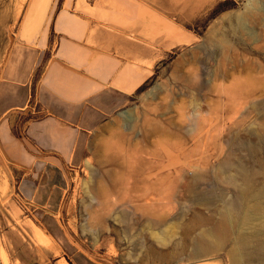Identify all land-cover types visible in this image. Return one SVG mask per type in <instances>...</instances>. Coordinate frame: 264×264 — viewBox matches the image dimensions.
Returning a JSON list of instances; mask_svg holds the SVG:
<instances>
[{
    "label": "rangeland",
    "instance_id": "374dc122",
    "mask_svg": "<svg viewBox=\"0 0 264 264\" xmlns=\"http://www.w3.org/2000/svg\"><path fill=\"white\" fill-rule=\"evenodd\" d=\"M25 1L0 0V58L17 42ZM41 7L39 22L45 12ZM177 7L182 19L133 22L148 26L143 30L148 36L111 38L118 44L112 54L132 64L141 85L132 103L92 134L80 164L65 166L64 184L53 167L36 165L32 174L48 187L31 198L19 189L26 170L14 169L0 148V264H233L232 251L242 232L236 222L240 213H231L235 223L229 237L208 254L193 251L194 239L212 227L196 219L217 222L232 202L242 211L245 169L253 188H264V0H181ZM165 22L181 37L167 35ZM187 68L196 76L191 75L196 82L189 91L178 82L188 75ZM197 143H206L208 153L195 158L194 176L201 178L195 192H165L159 217L141 211L138 207L146 202L137 197L140 192L124 189L131 179L137 184L130 177L129 152L139 147L144 152L139 158L148 160L166 154V147ZM200 156L209 159L208 166L198 161ZM236 170H242L241 177L233 185L228 177ZM124 177L131 179L124 183ZM55 181L61 188L49 189ZM122 196L126 202L103 209L106 198ZM259 223L264 230L263 217ZM252 228L254 224L244 229ZM245 249L264 250V243ZM241 258L239 264H264V257Z\"/></svg>",
    "mask_w": 264,
    "mask_h": 264
},
{
    "label": "crops",
    "instance_id": "0c3cea01",
    "mask_svg": "<svg viewBox=\"0 0 264 264\" xmlns=\"http://www.w3.org/2000/svg\"><path fill=\"white\" fill-rule=\"evenodd\" d=\"M25 3L17 42L0 58V148L14 169L26 170L19 189L34 198L48 187L37 183L34 166L53 167L64 184L65 166L80 164L92 134L107 128L141 85L132 64L112 54L118 44L111 38L149 35L148 26L133 22L182 17L181 0ZM165 33L181 37L171 23ZM56 182L49 189L61 188Z\"/></svg>",
    "mask_w": 264,
    "mask_h": 264
},
{
    "label": "bare ground",
    "instance_id": "6f19581e",
    "mask_svg": "<svg viewBox=\"0 0 264 264\" xmlns=\"http://www.w3.org/2000/svg\"><path fill=\"white\" fill-rule=\"evenodd\" d=\"M176 66H178V65H176ZM192 68H191V70H190V68H187V69H189V72H187L188 75L186 74L187 76H183L181 78H178V82L185 88V90L187 89L188 91L193 87V85H195L194 83L196 82V81L195 82L193 81L194 80L193 77L195 75L191 74V73H194ZM191 75H193V77ZM175 78H177V77H175ZM234 79H236V78L234 77ZM182 113H183V111H182ZM160 128H164V126H162ZM207 132L209 133V131H207ZM208 133H207V138L209 137ZM161 134H164V133H161ZM165 134H166V132H165ZM157 135H160V134H157ZM159 142H161V141H159ZM199 143H201V141ZM199 143L194 144L195 146L192 145V147H190V148H185V147L182 148V146H180L178 144H176V146H172L171 148L168 147V148H170V150L167 149V147H166V149H162V151L166 150V154H164V152L163 153L161 152L164 155H160L158 157L153 156V159L150 158L148 160H145L144 158L143 159L139 158L142 156V155L139 156V154L144 153L142 151L143 149L138 150V149H140L139 147H138L137 151L132 150V149H131L132 150L131 151L129 149L133 153L129 152V154H128L130 162H129V160L125 161V162L126 163L129 162V164H131V163L133 164L131 166L129 164H127V165L130 166L132 169L130 171L131 172L130 177L131 178L134 177L136 179L137 184L136 183L132 184V182H135V181L129 177H128L127 181H129L131 179L130 181H132V182L125 181L127 177L126 178L124 177V183L127 182L128 185L127 184L124 185L123 182H122V185H124V187L127 185L126 188H124V189H127L126 193L132 194L135 192L136 193L140 192L139 194H137V197L139 198L138 195H140V197H141L140 199H143V200H145L144 202H146L144 205H140L138 207L141 211L143 210L144 213L159 217L161 215V212H162L161 207H162V205L164 206V204H162L160 196H163L165 194V192L168 191V193H170L171 196H173L175 194L177 195L178 193H181V192L183 194L195 192L197 183L201 179V178L199 179L198 175L194 176L195 171L199 166L197 163V159H195V158L199 157V155H206V152L208 153L207 144L204 143V145H201ZM159 145H162V142ZM108 147H109V145H108ZM112 149H113V147H112ZM112 149H110V150H112ZM134 149H136V148H134ZM127 152L125 155H127ZM119 153H121V152H119ZM125 155L122 157L125 158ZM151 155H153V154H151ZM150 157H152V156H150ZM127 158L125 160H127ZM131 158H135L134 161ZM200 159H201V156H200L198 161H200ZM123 162H124V159H123ZM208 162H209V159H207L206 157L205 158L203 157L201 159V164L204 166H206V165L208 166ZM137 166H140V168H138V170L134 169L135 167L137 168ZM242 168H244V167H242ZM263 168H264V166H263ZM128 170H130V169L128 168ZM241 171H239V172H241ZM244 171H245L244 173L242 172L243 179H241V180H242V182L244 180L246 183H245V185L243 183L244 186L241 185L242 186L241 188L243 190L242 193L245 195L246 203L244 202L245 205L242 207V211L239 212V210H237L235 203L232 202L230 205L224 206V212L222 210L223 213H221V218L217 222H211V220H208L206 217L199 216V218H198V216H197L196 220L199 223H201L202 225H204V224L208 225L209 224V225H212V227L207 229L206 231L202 232L199 237H196L194 239V248L195 249L193 251L195 253H197V254H208V253L214 252L217 249H219V247H221L224 244V242L226 241V239L229 237V230L231 227H233V225L235 223L231 213L237 211L238 214L240 213L241 216L239 215L240 217H239V219L236 220V222H238L240 224V226L242 228V232L240 233V236L237 239V244H236L234 250L232 251L233 264H239L241 256L243 258H246V259H252V258H259L260 259V258L264 257V255H263L264 250L263 249H255V250L249 249L248 251H246L247 249H245L247 244L255 243L258 241H262V243H264V230H263V227H261V226H263V224L259 223V220H261L262 217L264 218V188H261V189L258 188L259 190L256 191L253 188L254 184L252 185L250 182L251 178H252L250 176L251 174L249 173L250 170L246 171V169H245ZM263 171H264V169H263ZM236 172H237V174H233V175H230L228 177V183L236 185V183L239 182L238 179H240L239 177H241V176H238L239 172L237 170H236ZM121 181H123V180H121ZM129 183L132 184V186H130ZM124 191H123V193H124ZM109 192H111V191H109ZM102 194H104V191ZM102 194H100V195H102ZM106 194L108 197V192H106ZM124 194H123V196H124ZM125 195H128V194H125ZM103 196H106V195H103ZM123 196H122V198L110 197V198H108L110 200H108L106 198L107 201H105V199H104L105 202L103 203V209L108 212V211H111L113 208H115V206L118 205V203L120 204V202L122 203V201L126 202V200H125L126 198ZM129 196L130 195H128L126 197L130 198ZM156 197H159V199ZM256 221H258V223L255 224ZM252 224L255 225V228H252L251 231H246L244 229L245 226H249ZM208 239H210V240H208ZM160 240H163V239H160Z\"/></svg>",
    "mask_w": 264,
    "mask_h": 264
},
{
    "label": "trees",
    "instance_id": "16d2710c",
    "mask_svg": "<svg viewBox=\"0 0 264 264\" xmlns=\"http://www.w3.org/2000/svg\"><path fill=\"white\" fill-rule=\"evenodd\" d=\"M226 8V7H223V9Z\"/></svg>",
    "mask_w": 264,
    "mask_h": 264
}]
</instances>
